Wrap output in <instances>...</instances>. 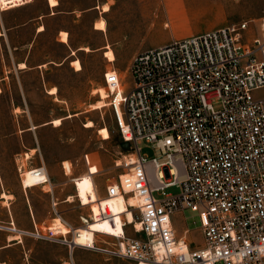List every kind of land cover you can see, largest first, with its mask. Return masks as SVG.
<instances>
[{
	"label": "built area",
	"instance_id": "obj_1",
	"mask_svg": "<svg viewBox=\"0 0 264 264\" xmlns=\"http://www.w3.org/2000/svg\"><path fill=\"white\" fill-rule=\"evenodd\" d=\"M31 2L8 0L7 7ZM249 31L244 21L147 49L128 67L131 83L117 70L107 74V106L134 152L116 162L128 173L106 185L103 199L122 197L132 221L123 214L121 232H95V246L84 248L136 264H264V96L255 95L264 90V17L257 36ZM143 144L154 150L152 158L142 154ZM171 187L179 194L165 196ZM131 197L139 204L131 205ZM99 199L80 203L90 207L83 227L116 224ZM57 205L53 198L60 215ZM185 211L198 219L203 247L177 236L172 218ZM79 231L59 216L26 234L73 252L82 247ZM100 240L107 248L97 246Z\"/></svg>",
	"mask_w": 264,
	"mask_h": 264
},
{
	"label": "rangeland",
	"instance_id": "obj_2",
	"mask_svg": "<svg viewBox=\"0 0 264 264\" xmlns=\"http://www.w3.org/2000/svg\"><path fill=\"white\" fill-rule=\"evenodd\" d=\"M97 1L62 0L64 13L39 20L40 26L46 29L39 35L33 27L12 31L14 44L20 46L17 51H12L4 38L0 41V191L14 193L19 204L28 195L38 216L50 218L51 197L46 192L49 187L37 186L26 192L18 171L19 166L25 172L42 167L44 162L50 175L54 173L52 181L57 184L55 196L60 201L59 211L70 222L77 223L78 228L83 227L79 217L88 215L90 207H81L77 198L72 203L64 200L76 194L75 179L91 172L86 157L99 170L92 176L98 195L104 198L106 185L128 173V169L116 166V162L134 152L130 146L125 147L116 131L111 107L98 110L91 107L100 100V94L95 91L105 89L107 74L117 70L124 81L131 83L128 67L132 59L147 49L169 43L173 38L170 33L173 25L179 29L174 38H180L248 21V34L252 38L258 35L264 17V0H100L101 4L108 2L110 10L106 14H101L102 9L86 13L85 10ZM32 4L30 13L45 9V0H34ZM70 11L73 13H66ZM100 17L106 21L107 33L93 27L95 19ZM186 29L193 31L183 33ZM62 31L68 34L67 43L60 41ZM109 32H115L119 42L107 45ZM107 51L113 52L114 62H109ZM26 57L29 69L24 73L15 67V60ZM77 59L82 65L78 72L71 65ZM38 64L45 66L33 69ZM52 88L57 89L55 95L49 93ZM255 95L264 96V90ZM56 119H62L58 127L51 123ZM88 121L94 123L93 128H85ZM101 128L108 130L109 139H102ZM31 149L36 152L28 160L25 153ZM142 154L152 158L154 150L143 144ZM64 162L73 167L69 177L63 174ZM57 178L60 183L56 182ZM89 183V178L79 183L81 193ZM164 194L177 195L179 188L171 187ZM155 196L164 198L163 193ZM1 212L0 209V216ZM172 220L183 235L186 227L191 229L188 239L192 248L203 247L198 219L192 213H178ZM0 225L4 226L1 222ZM130 234L133 235L131 231ZM101 239L111 240L109 237ZM97 246L107 248L101 240ZM82 252L87 258L101 262L104 259L103 254H94L98 251L84 246L75 251V258L78 259Z\"/></svg>",
	"mask_w": 264,
	"mask_h": 264
},
{
	"label": "crops",
	"instance_id": "obj_3",
	"mask_svg": "<svg viewBox=\"0 0 264 264\" xmlns=\"http://www.w3.org/2000/svg\"><path fill=\"white\" fill-rule=\"evenodd\" d=\"M51 1L52 0H45V9L40 13L28 12L33 6L32 3L34 2V0H32V2L27 5L11 7L7 9H3V11H0V38H2L0 39V41L2 42L4 38L5 41L8 43L9 48L12 51L13 50L17 51L20 49V46L14 44L12 40V31L33 27L35 29V34L39 35L45 32L46 29L44 26H40L39 20H43V18H46V17L55 16L56 14L64 13V11L61 10L62 0H53L56 2L54 4H52ZM107 7H108V10L105 12L104 9ZM97 9H100V10L102 9L101 14H106L110 10V7L108 5V2L107 3L102 2L101 4L99 0V2L98 1L95 2L93 6L87 8L85 12L88 13V12H92ZM66 13L72 14L73 12L70 11ZM101 20H104V19L102 17L96 18L93 24V27L97 31L107 33V26H106L105 31H102L96 28L97 22ZM177 29L173 25L170 31V33H172L173 38L175 36V33L179 30ZM191 31H193V29H186L184 30L183 33H191ZM199 33H201V31L199 32L197 31L196 34H199ZM65 34L67 35V39L63 40V36ZM187 35L191 36V34H186V36ZM186 36H182L180 38H183ZM106 40H107L106 41L107 45H110V44L114 45L116 42H119V40L117 39V34L115 32H109V34H107ZM60 41L62 43L68 42L67 32H64V31L60 32ZM105 47L107 48L108 46H105ZM82 49L86 51V49H89V48H82ZM89 51H86V52H89ZM76 61H78L81 65V62L79 59L72 61L71 65L78 72L82 70V65H81V69H77L74 64ZM44 66H45L44 64L34 65L33 69L43 68ZM15 67L23 71L24 73L28 72L27 70L29 69V58L26 57L24 59L15 60ZM52 89L53 90L55 89L56 92L53 93ZM52 89L49 91V93L51 95H55L57 93V89L56 88H52ZM0 93H1V89H0ZM54 121H52L51 123L53 124ZM33 128H35V126H33ZM87 129H91V128H87ZM35 152H36V149H31L30 152L25 153L26 159L28 160L32 159V157L35 155ZM86 158L90 164L89 171L91 172H89L86 175L81 176L80 178L75 179V182L77 183L75 185V187L77 186L76 194L68 195L66 200H64V202L72 203L73 200L77 198L80 203L82 202L84 204L83 200L85 199L83 197V191L82 193L80 192L79 183L82 182L84 179L89 178L91 180V183H89L87 186L94 185L92 175L98 173L99 170L95 165L91 164V161L88 156ZM64 163L65 164L67 163L66 165L67 167L65 166L66 171L63 168V174L66 177H69L71 176L73 167L71 168L68 162H64ZM41 166L45 167L47 173L45 172V170H44V173L48 175L46 177L49 179V181L47 179L45 181H48V183L44 184L43 182L34 187L42 186L43 189H45L46 187H49V190H46V192L51 197V202H50L51 210H49L50 218H45V217L40 218L38 216L36 206L33 204L32 199L28 195L26 196V200H23V203L19 204L17 203L18 201L14 193L6 192L4 190L0 191V209L3 210V212H1L0 222L4 224V226L0 225V264H136L133 261L112 257L111 255L103 251L102 252L98 251L94 253V254H98V253L103 254L104 259L102 262L100 260L87 258V256L83 252L81 253L80 257L76 259L75 251L80 247L76 248L73 252H71L66 245L55 243V242H50V241H41V240L39 241L26 234L27 232L32 231L34 226L45 227V226L51 225L52 223H54V221L59 216H61L66 221L71 223L74 227L79 226L77 223L72 222V221L70 222V220L63 217L62 212L59 211L58 206L60 205V201L55 196V188H56L55 186L57 184L52 181V176L54 175V173L50 175V172L44 162H42ZM35 169L26 170V171H34ZM20 178H21V183L23 185V188L26 192H27V189L34 188V187H27L26 185L24 186L23 178L21 176ZM56 182L60 183V179L57 178ZM105 191H106V188H105ZM53 198L58 203L56 209L60 215H55L53 213V209H52V199ZM82 215L83 214H81V216ZM81 216L79 217L80 222H81ZM176 233L178 237L186 238V240H188L189 242L191 241L190 239H188L191 232L188 235H185V234L183 235L179 233L178 230L176 229Z\"/></svg>",
	"mask_w": 264,
	"mask_h": 264
},
{
	"label": "bare ground",
	"instance_id": "obj_4",
	"mask_svg": "<svg viewBox=\"0 0 264 264\" xmlns=\"http://www.w3.org/2000/svg\"><path fill=\"white\" fill-rule=\"evenodd\" d=\"M7 1L8 0H0V4L4 9L11 8L7 7ZM52 4L56 3L55 1H51ZM108 10V7L104 9L106 12ZM96 28L102 31L106 30V22L104 20H101L97 22ZM67 39V35L65 34L63 36V40ZM86 51H89V49H86ZM106 57H109V62H114L115 61V56L112 51H107L106 52ZM75 66L77 69H81V65L78 61H76ZM52 92L55 93L56 90L52 89ZM101 95L100 100L93 104L91 107L93 110H98V109H103L104 107L107 106V103L105 99L107 98V92L105 89H99L96 91ZM95 92V93H96ZM55 127H58L62 124V119L55 120L53 122ZM94 123L92 121H88L85 124V128H93ZM99 134L102 136V139L107 140L110 138L109 132L106 128H101L99 130ZM67 167V166H66ZM47 175L44 173V170H34V171H25L23 175V183L24 186L26 185L27 187H34L38 184H41L45 182L48 178L46 177ZM83 197L85 199V202L83 205H88L90 203V197L92 198V201H99V195L95 189L94 185H90L85 188L83 192ZM103 205H107V210L109 213H113L115 219H116V224L113 226L110 224L109 221H99V222H92L89 223L88 227H80V235L75 237V241L77 245L79 246H84V247H94L95 246V232L98 233H104L108 235L112 234H117L121 232L123 229V221H122V215H126L127 219L129 221H132V215L130 211L127 209L125 200L122 197H115L111 199H103ZM129 203L131 205H138L139 200L135 197H131L129 199ZM93 208L95 211H97L96 205H93ZM146 264V263H143Z\"/></svg>",
	"mask_w": 264,
	"mask_h": 264
},
{
	"label": "water",
	"instance_id": "obj_5",
	"mask_svg": "<svg viewBox=\"0 0 264 264\" xmlns=\"http://www.w3.org/2000/svg\"><path fill=\"white\" fill-rule=\"evenodd\" d=\"M125 147L128 149L129 148V144L128 143H125Z\"/></svg>",
	"mask_w": 264,
	"mask_h": 264
}]
</instances>
